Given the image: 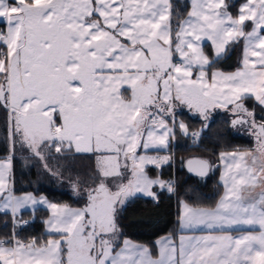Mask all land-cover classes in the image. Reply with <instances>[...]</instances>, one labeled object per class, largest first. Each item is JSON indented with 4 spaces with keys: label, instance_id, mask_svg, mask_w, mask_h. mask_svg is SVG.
I'll list each match as a JSON object with an SVG mask.
<instances>
[{
    "label": "snow or ice",
    "instance_id": "obj_1",
    "mask_svg": "<svg viewBox=\"0 0 264 264\" xmlns=\"http://www.w3.org/2000/svg\"><path fill=\"white\" fill-rule=\"evenodd\" d=\"M0 0V108L6 113L0 155V264H264V0ZM242 45L239 66L216 64ZM254 106L249 107L248 102ZM187 108L204 121L217 109L254 138L251 150H222L216 162L185 161L196 177L220 169L212 205L178 202L177 227L153 245L129 238L121 213L138 195L172 194L179 118ZM60 166L89 156L86 181L69 178L83 206L17 194L14 161ZM150 168L157 171L150 174ZM43 206L45 234L22 238L25 210Z\"/></svg>",
    "mask_w": 264,
    "mask_h": 264
},
{
    "label": "trees",
    "instance_id": "obj_2",
    "mask_svg": "<svg viewBox=\"0 0 264 264\" xmlns=\"http://www.w3.org/2000/svg\"><path fill=\"white\" fill-rule=\"evenodd\" d=\"M242 0H232V3L238 7ZM180 6L186 7L188 2H180ZM236 7L233 8L235 12ZM242 45L236 46L234 50L222 58L216 67L223 71H233L238 67L239 56ZM249 107L254 106L253 101L248 102ZM180 116L192 132H200L204 129L197 141L191 142V139L183 136L177 130L174 148V160L171 165L164 166L162 177L167 180L172 178L176 183L175 195L166 191L158 192V202L136 197L129 203L126 210L121 213L120 223L125 234L132 240L153 245V242L167 235L173 230L175 224V205L181 199L194 198L197 202L204 205H212L220 194L218 177L220 169L211 172L207 177H196L187 171L185 161L191 157H202L216 162V154L226 148L228 150L253 149L254 137L251 134L238 135L235 128L231 127L230 120L232 116L222 110L217 109L212 112L208 127L204 128V121L196 114L191 113L186 108L179 109ZM259 107H256V113H262ZM5 119L6 113L0 108V155L4 154L5 144ZM27 153H17L14 161V171L16 177V192H33L37 195H46L49 200L60 203H68L73 207L83 206L86 197L74 196L69 178L75 179L77 175L86 181L84 187H87L91 181L88 177L92 173L94 160L89 156H76L70 161L60 160L50 161L53 168L60 167L62 176L57 178L43 169L38 160H31V164L25 162ZM157 171L150 168V174L155 176ZM47 217V212L43 210L34 213V219L31 220L30 213H23V219L28 220V226L20 231L22 238H31L32 236H43V220ZM11 223L6 214H0V237L6 236L11 231Z\"/></svg>",
    "mask_w": 264,
    "mask_h": 264
},
{
    "label": "crops",
    "instance_id": "obj_3",
    "mask_svg": "<svg viewBox=\"0 0 264 264\" xmlns=\"http://www.w3.org/2000/svg\"><path fill=\"white\" fill-rule=\"evenodd\" d=\"M180 2H184V1H187L188 2V0H179ZM239 58H240V56H239ZM238 66H239V61H238ZM234 71V70H233ZM187 109V108H186ZM188 110V109H187ZM191 113H193V112H191ZM193 114H195V113H193ZM261 117H264V111L262 112V113H256V118H257V120H259ZM247 134H250L249 132L247 133ZM254 139V138H253ZM175 143V142H174ZM174 143H173V145L172 146H174ZM254 143H255V145H254V147H253V149L255 148V146H256V142H255V140H254ZM174 148V147H173ZM173 148H171V151H172V149ZM173 152V151H172ZM219 176H220V171H219ZM218 184H219V186H220V194L222 193V191H223V189H222V186L220 185V182H219V177H218ZM154 191H156L157 193L158 192H160V191H162V190H160L159 188H156V189H154ZM167 192V191H166ZM168 193V192H167ZM170 194V193H169ZM172 195H175V193H172ZM137 197H140V198H143L142 196H137ZM218 198H219V196H218ZM217 198V199H218ZM144 199H147V198H144ZM148 200H152V199H148ZM153 201V200H152ZM178 202L179 201H177L176 202V205H175V224H174V227H173V230H175L176 229V227H177V224H176V219H177V213H178ZM215 203V202H214ZM213 203V204H214ZM172 230V231H173ZM171 231V232H172ZM165 236V235H164ZM163 237V236H162ZM161 238V237H160ZM159 239V238H158ZM157 240V239H156ZM155 240V241H156ZM154 241V242H155ZM154 242H153V244H154Z\"/></svg>",
    "mask_w": 264,
    "mask_h": 264
},
{
    "label": "rangeland",
    "instance_id": "obj_4",
    "mask_svg": "<svg viewBox=\"0 0 264 264\" xmlns=\"http://www.w3.org/2000/svg\"><path fill=\"white\" fill-rule=\"evenodd\" d=\"M240 55H241V53H240ZM203 127H204V126H203ZM244 131H245V133H246V132L248 133V131H247L245 128H239V127L235 128V133L238 134V135H247V134L243 133ZM190 139H191V138H190ZM254 140H255V138H254ZM254 140H253V141H254ZM175 141H176V140H175ZM175 141H174V142H175ZM191 142H194V141H192V139H191ZM174 144H175V143H174ZM173 147H174V146H172V148H173ZM27 163L31 164V161H28ZM156 170H157V169H156ZM138 196H142L143 198L151 199V198H149V197H145V196H143V195H138ZM39 210H43V211L47 212L43 206H37L36 211H39ZM36 211H35V212H36ZM35 212H34V213H35ZM24 213H30V214H31V220L34 219V213L31 212L30 210H25ZM47 215H48V213H47ZM43 228H44V227H43ZM44 233H45V229H44Z\"/></svg>",
    "mask_w": 264,
    "mask_h": 264
},
{
    "label": "built area",
    "instance_id": "obj_5",
    "mask_svg": "<svg viewBox=\"0 0 264 264\" xmlns=\"http://www.w3.org/2000/svg\"><path fill=\"white\" fill-rule=\"evenodd\" d=\"M193 141V140H192Z\"/></svg>",
    "mask_w": 264,
    "mask_h": 264
}]
</instances>
